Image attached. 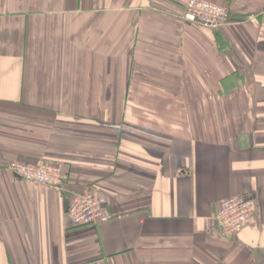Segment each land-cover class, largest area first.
I'll return each mask as SVG.
<instances>
[{
    "label": "crops",
    "instance_id": "1",
    "mask_svg": "<svg viewBox=\"0 0 264 264\" xmlns=\"http://www.w3.org/2000/svg\"><path fill=\"white\" fill-rule=\"evenodd\" d=\"M186 1L0 0V264H264V0ZM43 161L59 189L9 169ZM86 191L111 220L70 222Z\"/></svg>",
    "mask_w": 264,
    "mask_h": 264
},
{
    "label": "built area",
    "instance_id": "2",
    "mask_svg": "<svg viewBox=\"0 0 264 264\" xmlns=\"http://www.w3.org/2000/svg\"><path fill=\"white\" fill-rule=\"evenodd\" d=\"M184 18L188 22L215 28L228 20V13L223 7L209 0H187ZM9 169L22 180L38 186L59 189L63 184L61 170L53 164L14 163ZM106 205L105 198H98L92 192L75 194L70 200L67 217L74 226H97L112 219L105 210ZM253 214L252 199L235 196L220 202L214 221L219 230L235 236L250 224Z\"/></svg>",
    "mask_w": 264,
    "mask_h": 264
},
{
    "label": "trees",
    "instance_id": "3",
    "mask_svg": "<svg viewBox=\"0 0 264 264\" xmlns=\"http://www.w3.org/2000/svg\"><path fill=\"white\" fill-rule=\"evenodd\" d=\"M209 1H212V2H214V3H216V4H218L219 6H221V7H223L224 8V6H222V4H220L219 2H217V1H213V0H209ZM225 9V8H224ZM226 10V9H225ZM42 163H46V164H53V165H56L55 163H52V162H47V161H43ZM30 165H38V163L37 164H30ZM96 197H98V198H100V197H102V196H97V195H95ZM103 198H105V197H103ZM106 199V198H105Z\"/></svg>",
    "mask_w": 264,
    "mask_h": 264
}]
</instances>
